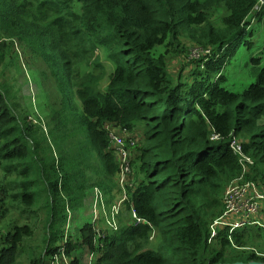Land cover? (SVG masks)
<instances>
[{"label": "trees", "instance_id": "16d2710c", "mask_svg": "<svg viewBox=\"0 0 264 264\" xmlns=\"http://www.w3.org/2000/svg\"><path fill=\"white\" fill-rule=\"evenodd\" d=\"M260 1L0 0V64L5 41L25 44L59 86L62 103L55 101L49 115L54 125L80 127L87 136V144L78 138L75 154L54 142V155L42 126L16 111L15 93L0 81V264H17L24 239L33 236L32 225L13 220V212L22 219L37 207L46 213V232L28 264H46L64 240L70 264H82L77 254L84 249L96 255L93 264L264 263V255L243 249L250 228L259 236L260 226L231 234L225 227L210 237L230 184L264 185V64L252 59L254 81L241 92L223 86L228 48L240 45L254 11L264 21V3L255 10ZM217 7L224 14L213 24ZM183 39L209 50L192 62V82L182 79L189 65L175 78L168 69L169 57L185 52ZM98 47L112 65L103 90L102 73L79 70ZM111 126L137 141L130 155L137 183L123 201L136 217L109 235L92 221L65 234L87 190H112L120 163ZM38 192L45 193L39 203Z\"/></svg>", "mask_w": 264, "mask_h": 264}, {"label": "rangeland", "instance_id": "374dc122", "mask_svg": "<svg viewBox=\"0 0 264 264\" xmlns=\"http://www.w3.org/2000/svg\"><path fill=\"white\" fill-rule=\"evenodd\" d=\"M263 3L264 0L260 2L255 10L257 11ZM223 14L224 10L221 7H217V9L212 11L210 20L213 22V24H218L219 17H221ZM246 27L247 32L241 38L240 45H237L236 50H233V53H231L230 48H228L230 56L224 68L226 82L223 86L230 91L238 93L245 89L249 83L254 81V78L250 73V69L253 70V67H255L253 65L252 59L258 58L261 61V64H264V21L258 22L254 11L252 16H250V24ZM182 41L186 50L184 53H181L175 58L169 57L168 69L170 74L175 78L180 69L183 71V67L186 68V66L189 65V68L183 72L182 79L186 80L187 82H192L194 76L191 75V69H193L198 63L192 64V62L201 58L203 53L199 48L193 46L188 40L183 39ZM5 42L8 44L7 48H4V63L3 65L0 64V81L4 80L6 84L11 86V92L15 93L16 102L19 105L17 106L16 111L28 112L27 119L32 120V122L38 123L42 126V130L45 132L48 142L52 146L51 148L54 155L58 153L54 142L57 143L59 147L63 146L64 144L71 147L73 149V154H75V152L79 149L77 145L79 137H82L84 142L87 144L85 129L80 127L73 129L70 126L69 130L63 131L57 125H54L55 120H53V117L49 116L50 114H53V103L55 101L61 102L58 84L55 83V81H51L49 78H47L45 74L48 69L46 67H40V61L35 60L33 54L25 44L20 43L17 40H13L11 43L9 41ZM3 46H5V44H3ZM96 61H98L97 63L100 64V66L94 65ZM111 69L112 65L106 60L104 50L99 47L94 50L90 60L84 61L79 66L80 73H85L91 70L94 71L96 75L102 73V78H100L98 84L99 89L102 90L107 84L108 75ZM3 72L4 74L2 77L1 74ZM49 100H51L50 103H48ZM66 102L68 103L67 107L73 104L72 102L69 104L68 98ZM74 104L80 108L78 100L74 101ZM49 128L51 131V136L49 135ZM108 129V133L114 132L115 134L119 135L122 140L121 143H117L115 140H110L114 155L117 161L120 163V170L112 179V190L106 195L101 191L103 194L104 203L106 202V199L108 201L105 203L106 206L101 207V211L103 209L102 214H104L102 215V221L98 222L99 219L97 221L95 220L96 222L94 224L96 230L98 231L97 233H101L103 235H109L112 233L109 230V224L107 222V217L110 214L108 211L109 206L112 207L119 204V226H121L123 223L128 224L133 218L132 214L122 203V199L127 195L126 191L128 189H132L137 183V171L130 163V155L132 150L131 147L135 146L137 141L135 142L132 140V137H130L126 132L119 133L118 129L112 126ZM123 154H126L127 163L125 157H122ZM90 157L91 158H89L88 162L93 163L95 167H98L99 162H97V159L94 157V155H90ZM86 172L90 175L96 176V174L89 169H86ZM39 187H42L41 183ZM95 188L96 187H91L89 190H87L86 198L82 207L76 211H70L68 215L69 224H67L64 229L65 234L69 229H71L72 235H76L77 229L80 226H82L85 222L92 221V216L94 215L95 211H97L96 216H99V205L95 207L94 203ZM43 194L45 195L44 192H38L37 203H39L40 199L43 198ZM32 210L35 211L36 214L33 211L27 212L22 219H19L18 211H14L12 214L13 220H17L18 223L31 224L34 228L33 236L31 238L28 237L24 239L25 243L24 247L22 248L23 252L20 251L17 264H28L29 257H31L33 254L37 255L39 253L40 247L43 244V234L45 235L46 232V213L44 209L40 207L33 208ZM252 228L253 229L250 228V234L252 236L250 235L251 238L243 249L247 251H253L257 255H264V231L259 230V236H256V233L253 230H256L257 228ZM73 256H75V251L73 252ZM77 256L81 263L85 264L89 257V251L84 249L79 254H77ZM95 256L93 261L95 260ZM69 258L70 260L72 259V257Z\"/></svg>", "mask_w": 264, "mask_h": 264}, {"label": "built area", "instance_id": "2783aa9c", "mask_svg": "<svg viewBox=\"0 0 264 264\" xmlns=\"http://www.w3.org/2000/svg\"><path fill=\"white\" fill-rule=\"evenodd\" d=\"M201 51L203 54L209 53V50ZM113 133H108L109 139L112 141L115 140L117 143H121V137ZM231 146L238 151L240 150V146L236 141H232ZM122 157H125L126 159V154H123ZM243 159L246 162H251V160L246 156H244ZM125 198L126 196L122 199V203ZM260 201H264V185L256 182L241 181H235L230 184L224 194L223 212L210 227V237L212 238L216 236L218 229L225 227L229 228V234H231L234 230L242 229L247 226H260L264 229V223L255 218V215L259 212ZM94 203L95 207L98 205L101 207L104 206L103 194L97 190V188L94 189ZM119 207V204L112 206L109 211L110 214L107 217L109 227L113 230H117ZM96 214L97 211H95L93 215L92 222L94 223L97 217ZM132 216L134 218L136 217L134 213H132ZM93 259L94 253H89V257L85 264H93ZM70 262V258L66 255L64 240V242L58 245L56 252L47 259L46 264H70Z\"/></svg>", "mask_w": 264, "mask_h": 264}, {"label": "crops", "instance_id": "0c3cea01", "mask_svg": "<svg viewBox=\"0 0 264 264\" xmlns=\"http://www.w3.org/2000/svg\"><path fill=\"white\" fill-rule=\"evenodd\" d=\"M107 193H105V195H106ZM107 199H106V202L105 203H107ZM104 203V206H106V204ZM103 206V207H104ZM110 208H111V206H109V208H108V211H110ZM121 210V209H120ZM102 212H103V209H102V211H101V206H99V208H98V217H97V220H98V222L99 221H102V215H104V214H102ZM120 213V212H119ZM93 217V216H92ZM255 218L256 219H258V220H260L261 222H263L264 223V201H260L259 202V212L255 215ZM93 219V218H92ZM96 220V221H97ZM95 221V222H96ZM105 221H106V219H105ZM92 223H94V222H92ZM119 224H118V222H117V226H118ZM247 227H251V226H247ZM109 230L111 231V232H114V231H116V230H113L112 228H110L109 227Z\"/></svg>", "mask_w": 264, "mask_h": 264}, {"label": "water", "instance_id": "95a60500", "mask_svg": "<svg viewBox=\"0 0 264 264\" xmlns=\"http://www.w3.org/2000/svg\"><path fill=\"white\" fill-rule=\"evenodd\" d=\"M219 264H264L261 261H250L248 263H243V262H235V263H219Z\"/></svg>", "mask_w": 264, "mask_h": 264}]
</instances>
